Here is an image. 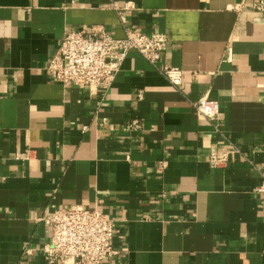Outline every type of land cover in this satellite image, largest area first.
Wrapping results in <instances>:
<instances>
[{
    "label": "crops",
    "instance_id": "1",
    "mask_svg": "<svg viewBox=\"0 0 264 264\" xmlns=\"http://www.w3.org/2000/svg\"><path fill=\"white\" fill-rule=\"evenodd\" d=\"M261 1L0 0V264H46V220L76 206L116 222L104 264H264ZM99 26L166 35L182 89L136 51L97 95L52 80L62 40ZM204 97L214 121L196 116Z\"/></svg>",
    "mask_w": 264,
    "mask_h": 264
},
{
    "label": "built area",
    "instance_id": "2",
    "mask_svg": "<svg viewBox=\"0 0 264 264\" xmlns=\"http://www.w3.org/2000/svg\"><path fill=\"white\" fill-rule=\"evenodd\" d=\"M114 8L118 10L116 5ZM255 9L264 12V2L257 3ZM125 32L123 39L114 37L103 26L69 33L46 68L48 76L64 86L87 87L91 95H97L100 90L113 86L127 55L136 51L180 91L184 72L160 66L168 37L132 29ZM193 108L200 120L211 122L220 114L219 103L206 97L194 103ZM133 126L138 128L139 124L134 122ZM231 151L238 153L239 148L234 145ZM230 155L229 151L214 149L209 163L214 169L225 168L230 163ZM20 157L30 162L32 153L27 151ZM257 192L263 196L264 203V183ZM46 223L52 232L50 242L42 249L46 264H104L120 254L114 245L120 232L116 222L98 208L76 206L57 210Z\"/></svg>",
    "mask_w": 264,
    "mask_h": 264
}]
</instances>
